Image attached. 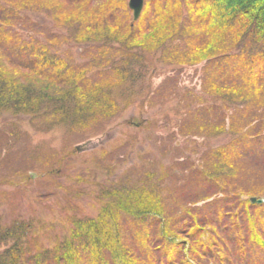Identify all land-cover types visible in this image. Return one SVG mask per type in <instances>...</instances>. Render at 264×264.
Wrapping results in <instances>:
<instances>
[{
    "label": "trees",
    "instance_id": "1",
    "mask_svg": "<svg viewBox=\"0 0 264 264\" xmlns=\"http://www.w3.org/2000/svg\"><path fill=\"white\" fill-rule=\"evenodd\" d=\"M201 64L199 90L180 93L182 69ZM164 68L174 73L154 85ZM135 105L166 107L137 127L156 133L159 152L116 177L139 143L132 134L69 187V155L33 146L18 120L80 143ZM8 115L17 119L0 128V264H264V204L251 202L264 198V0H145L137 21L128 0H0ZM36 178L50 181L36 198L60 218L14 212L7 188Z\"/></svg>",
    "mask_w": 264,
    "mask_h": 264
},
{
    "label": "rangeland",
    "instance_id": "2",
    "mask_svg": "<svg viewBox=\"0 0 264 264\" xmlns=\"http://www.w3.org/2000/svg\"><path fill=\"white\" fill-rule=\"evenodd\" d=\"M129 1V0H128ZM37 21H43L42 17L35 16ZM80 52L79 50H76ZM203 64L194 66V67H186L181 71L180 77V93H182L185 89H194L198 91L200 88V73L202 70ZM161 70L160 68H158ZM165 74L154 71L155 77L153 78L154 85H158L161 81H163L167 76L172 75V72H169V68H164ZM174 73V72H173ZM174 102V101H173ZM166 107L159 109L154 108L153 110L147 113H139L138 106L135 105L130 107L127 111H125L119 118L115 119L113 122L108 125L104 132L99 136L92 138L91 140L84 142H74V139L67 136L63 130L54 131L47 134L36 133L30 127L26 118H19L20 125L23 131H27L31 137L32 145L37 146V148H43L46 150H54L57 153H61L63 150L67 153L68 158H71L73 161L72 164L74 167L70 166L67 170H65L66 174H64V179L60 181V185L62 187L71 185V177L73 174H77L81 177L86 178V172L88 170H92L94 168V158L96 155H99L102 152V149L107 151H112L113 148L117 147L119 144L123 142V140H128V137L132 134H137L139 143L130 151V153L126 157V163L120 165L117 169L116 177H120L123 171L133 164L138 162L139 155L141 152H145L146 150L150 151L153 149L156 152H159V149L156 148L153 137L155 136V132L151 131L150 133L146 131H138V126L144 121V123L148 120L162 117V111L165 110ZM11 116H0V128L3 127L7 122L11 121ZM227 138L224 137L222 139L213 141V145H217L222 143ZM201 142V140L199 139ZM23 156V155H22ZM21 156V157H22ZM70 160V161H71ZM32 173V172H31ZM88 173V172H87ZM71 174V175H69ZM69 175V176H67ZM94 179L101 183L105 178L101 173H94ZM92 180V179H91ZM39 181V182H38ZM49 186V187H48ZM51 183L49 180H34L32 183H29L26 188L16 191L13 188H7V191L15 196V200L17 204V208H14L15 213H21L25 217H28L30 213H35L37 216L47 217V220H54L55 215L60 218L58 213H51L48 209V206H53L52 200L48 201H39L36 197L45 191L48 187V190L51 188ZM80 188L85 189L87 192L94 191L95 187H91L90 184H81ZM99 189V188H98ZM54 190V189H50ZM61 192V191H60ZM59 193V192H58ZM59 194H62L59 193ZM63 195V194H62ZM84 199L81 200V204L85 207V210L91 216L95 214V211L90 208L87 204L91 202V198L88 196H84ZM48 205V206H47ZM1 211L6 214H11L8 207L4 206L1 208ZM35 211V212H34ZM61 234V233H60Z\"/></svg>",
    "mask_w": 264,
    "mask_h": 264
},
{
    "label": "water",
    "instance_id": "3",
    "mask_svg": "<svg viewBox=\"0 0 264 264\" xmlns=\"http://www.w3.org/2000/svg\"><path fill=\"white\" fill-rule=\"evenodd\" d=\"M145 5V0H129L128 1V7L133 13V19L134 21H137L144 9ZM251 202L253 204H264V199H257V198H252Z\"/></svg>",
    "mask_w": 264,
    "mask_h": 264
}]
</instances>
